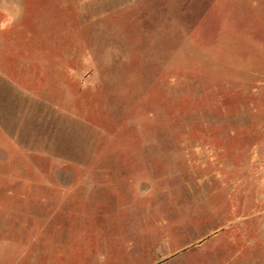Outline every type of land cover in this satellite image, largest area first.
Here are the masks:
<instances>
[{"label": "rangeland", "instance_id": "1", "mask_svg": "<svg viewBox=\"0 0 264 264\" xmlns=\"http://www.w3.org/2000/svg\"><path fill=\"white\" fill-rule=\"evenodd\" d=\"M18 1L0 204L27 215L31 255L45 227L77 264H213L216 235L264 242L262 215L226 225L264 210V0ZM23 59L36 107L11 84Z\"/></svg>", "mask_w": 264, "mask_h": 264}, {"label": "crops", "instance_id": "2", "mask_svg": "<svg viewBox=\"0 0 264 264\" xmlns=\"http://www.w3.org/2000/svg\"><path fill=\"white\" fill-rule=\"evenodd\" d=\"M219 1L222 0H215L213 7ZM19 2L18 0H0V41H8V35L11 36L17 32L12 34L8 26L12 21L20 17L19 11H15L18 8ZM28 58L33 59V57ZM25 60H22L24 63H21V67L17 69L22 73L20 80L11 84L14 88L20 87L17 89V92H21V94L19 93L20 98L28 101V103L32 102L31 104L36 107L41 103V65L35 63L33 64L34 67L29 69L28 67L30 66H25ZM3 67L4 64L0 61V82L7 83L8 80L2 70ZM14 70L16 71L15 68ZM27 81H32L36 86L31 90ZM19 208V206L14 207L0 204V264H38L40 258L41 264H77L72 258L71 253H64L61 246L55 244L54 241V245L51 247L49 246L50 243L46 244L49 240L46 239V227L33 235L35 237L34 242L38 241L37 238L41 236V245L42 243L44 244L41 247V254L34 253L31 255V237L27 226H24L23 220V217L27 218V215H14V210L19 211ZM261 215L264 220L263 210L259 214H249L241 218L236 217L235 220H230L226 225L233 228L237 224H240V222L248 223L254 220V218H260ZM212 238L215 240L211 256L213 264H264V246L261 245H264V242L259 243V238L248 234L239 236L216 235ZM205 258L206 261H209L210 257L207 256Z\"/></svg>", "mask_w": 264, "mask_h": 264}]
</instances>
